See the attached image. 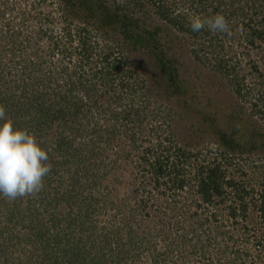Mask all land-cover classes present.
I'll return each instance as SVG.
<instances>
[{"label": "trees", "instance_id": "trees-1", "mask_svg": "<svg viewBox=\"0 0 264 264\" xmlns=\"http://www.w3.org/2000/svg\"><path fill=\"white\" fill-rule=\"evenodd\" d=\"M59 1L67 11L70 13L75 12L76 16L82 17V15H78L80 12L79 6H85L86 2L81 0ZM97 1V3H93V6L100 7V10L104 13L101 12L100 15L98 11L97 14H90L91 11L86 5L85 7L88 10L85 11V15L87 18L80 19V21L85 28L93 27L106 37L116 40L121 38V43L120 40L118 42L120 46L122 45L121 49L124 52L122 55L123 61L121 57H117V54L108 52L102 56L99 55L97 67L92 68L90 62L93 49L89 44L90 36L84 34V41L82 37H78V46L75 44L77 47L62 50L55 43L47 47L46 51L50 52V58L59 56L58 63L62 64L60 69L52 65L53 63H46L47 60L43 57L44 52L40 53V50H38L39 52H32L37 54L35 61L26 59L21 62L25 81L23 80L17 88L25 95L23 100L19 97L17 100L12 101L10 97H1L0 94V105H3L5 110H9V112H6V117L12 120L15 129H26L33 134L37 131L43 132V129L39 127L44 126L46 130L41 134L46 136L50 134L47 131L52 125L55 124L56 127L59 124L64 127L63 129L55 128L54 132L49 135V138L52 139L50 142L51 147L46 148L44 143H38L45 150L48 149L46 152L49 156L48 162L52 165L51 172L54 175L56 174L59 179L66 176V170H68L66 166L70 161L69 157L73 156L75 158L77 155H74V152L81 153L80 150L74 151L73 149L75 134L71 131V128L83 117L94 116L96 128L92 130V133H96L97 143L93 145L95 144L93 142L90 145L99 152V156L105 154L106 150L103 145L107 142L105 139L106 134L107 132L116 131L102 126L103 122L107 123L106 119H103L105 114L108 115L107 117H111L112 115L109 114L113 113L110 110L112 106L110 105L109 94L113 96L116 89H119L125 92L128 91L133 99V93L136 92V85L129 82L123 83L122 78L125 71H122L121 74L118 71L122 65L128 64L131 53H141L147 50L152 53L153 48L160 49L159 34L161 27L157 16L162 17L164 21L169 20L170 24L177 28L178 26L175 23H171L172 18L168 11L173 10L178 4L182 5L183 0ZM195 1L201 3L203 0H193L192 2ZM208 1L210 0H205L204 5ZM211 1L212 5H209L210 11L207 14L212 12L211 15L213 16L217 13L224 15L229 23L231 35L227 36L224 33L211 34V40L207 41L204 46H206L214 61H212V58L207 59V61L216 70L226 72V69H231L228 62L222 59L223 53H226L223 52V45L227 43L226 38L232 41V45L235 40L237 41L240 51L243 50L242 56L246 49H256L258 46L264 48V0H244L241 6L235 9L232 6L236 5V0ZM171 4L175 6L173 9ZM77 6L78 9H76ZM107 8L113 15H105ZM177 29L182 33L187 32V29L182 27ZM236 30L238 33H236ZM190 31L192 30L190 29ZM84 32L89 33L90 31L85 29ZM197 33L192 31L190 33L191 37L197 39ZM204 34L209 33L205 32ZM66 38L68 43L72 45L73 39H71V36L68 35ZM228 44L231 45L230 41ZM1 59L2 56H0ZM158 61L163 69L168 68L161 57L158 58ZM10 62L12 60L7 59L6 63ZM86 66H88V69H86ZM251 71L254 72L258 85L262 84L264 82V54H261L260 59L251 63ZM4 74L7 73L4 72ZM8 75L10 74L8 73ZM119 75L120 82H117ZM234 81H236L234 82V89L238 96L237 99L246 102V95L243 94L244 86L238 82L239 80ZM161 82L157 85L158 88L165 89L168 93L170 91L174 92L173 90L178 86L175 74L170 75L167 80ZM249 92L250 89L247 93L250 96ZM74 93H76V96L78 94H82V96L75 97L73 96ZM257 96L262 97H257L258 101L264 98L263 92ZM239 106L241 105H237V107L235 105L234 109ZM31 109L34 111L32 112ZM22 110L24 112L20 113ZM241 111L240 109L238 111L234 110L240 116L242 115ZM257 112L258 117L261 118L264 124V111L260 109ZM122 115L126 118L132 117V110H128ZM241 120L246 119L242 118ZM165 121L162 123H165ZM236 122L241 123V121ZM244 127H249V131L244 133V129L239 130L238 128V131H236V128L233 127V133L224 135L226 140L223 141V144L231 151L228 154L233 155L244 151L249 153L254 149H264V125L261 128L253 121L245 123ZM96 130H98V133L95 132ZM99 133H104V136H100ZM156 138L159 141L152 148L146 147L143 149L141 163H138L139 166L141 165L140 176L148 182L152 181L154 183L150 192L159 189V192L161 191L159 195L165 197V201L161 203L163 208H160V204H158L157 209L159 208V210L154 216L147 212L149 205L147 197L144 200V196L150 194V192L146 188L143 189V192L139 191L140 195L138 196L141 200L137 209L132 207L127 212L131 213V219H125L124 217L119 219L118 214L115 212L118 210L120 214L122 213L126 200L118 209L117 205L114 204L115 195H111V198L108 199L104 193L102 194V190L96 188V185H94L95 189L89 185H84L80 181L77 172L73 171L70 174L68 170L69 179L57 185L58 193L51 197V204H49L52 210L46 212V214H51L53 217L41 216L42 219L36 218V215L37 217L40 215L39 208L44 207L46 203L32 201L33 196L18 198L11 202L0 196V207L6 209L8 216L4 215L2 217L0 215V259L4 262L3 264H13L15 260V264H23L26 261L28 264H33L35 262L34 256L33 259L27 257L23 262L18 258L15 259L17 253L25 247L24 244L31 242H28V234H33L44 245V237L46 235L49 237V233L59 222L66 224V230H63L64 233L59 237L60 242L65 240L70 242L76 237L82 240L81 234H78L79 231H77L80 229H89L93 232L101 246L92 255L89 252V255L92 256L91 264H105L106 258L111 264H120L124 260L146 261L145 256L148 255L146 252L149 253V250L150 252L155 251V255L151 260L152 264H181L183 259L185 260L183 264H187L188 260L197 254L200 259H205L212 248L216 254L218 264H236L235 260L239 258L241 253L239 254L238 247L231 248L232 246L229 245L238 246L241 243H249L250 238H255L256 223H253V217L249 216V210L257 212L260 216L259 219L264 222V194L261 192L254 195L246 189L242 182L234 177H228L229 168L226 164L229 163H226V160L223 162L215 154L210 158L198 157L197 153L192 154L185 147H181L169 130H167L166 135L164 134V138L158 136ZM50 158L53 159L51 160L52 163ZM62 158L63 161H61ZM80 160L83 162L86 157L80 156ZM163 186L166 190L168 189V195L171 197L166 196L165 193L162 194L164 189L161 190V187ZM186 188L189 189V196L185 200L182 199L181 202L189 203L193 207L188 210L179 205L180 198H182L181 193ZM118 191L121 193L120 190ZM171 198L174 201L170 200ZM25 199L28 201L23 202ZM23 203L25 206H23ZM218 209H224L222 215H219L221 213L216 211ZM25 212L28 215H33L36 219L21 218L19 228L10 230L13 215L22 216L26 214ZM59 215L61 219L58 217ZM137 215H139L138 222L135 221ZM42 220H45L46 234L39 233L40 230L37 228ZM28 223L34 224L28 225ZM238 223L241 224L244 237L237 230L232 231L233 226ZM222 224L225 226L223 227ZM13 225L16 226L17 224L13 222ZM71 229H73L75 235H72ZM199 239H205V242H198ZM154 243L162 244L164 246L162 248L167 249L162 253H158L157 245ZM141 244H144L143 248ZM258 244H260V241ZM45 245L48 246V244ZM129 245L131 247L127 248ZM114 247L116 249H113ZM106 248L111 253L108 256L105 255ZM43 249L47 250L49 247L42 246L41 250ZM67 250L60 251L57 255V257L62 255L59 262L54 260L53 263L75 264L72 263L74 261L66 259L68 256ZM72 252L77 255L76 260L79 264H86L88 258L84 254L87 255L88 251L84 250L80 243H75ZM173 256H175L176 261H172ZM41 257L42 260L37 261L35 264H52L50 257ZM233 259L234 261H232ZM242 264H245L244 261H242Z\"/></svg>", "mask_w": 264, "mask_h": 264}, {"label": "rangeland", "instance_id": "rangeland-1", "mask_svg": "<svg viewBox=\"0 0 264 264\" xmlns=\"http://www.w3.org/2000/svg\"><path fill=\"white\" fill-rule=\"evenodd\" d=\"M81 1L86 2L89 11H91L90 14H97L99 11L101 15L102 11L100 7L93 6V3L98 2L97 0ZM192 1L183 0L182 5L178 4L177 7L171 4V8H175L168 11L172 18L171 23H175L179 28L187 29L186 33L183 32V34L177 29L178 27L172 26L169 20L164 21L162 17L157 16L161 27L159 34L161 50L153 48L152 53L149 50L141 53H131L128 64L122 65L118 71L119 74L125 71L122 78L123 83L129 82L136 85V92L133 93V99L128 91L125 92L119 89H116L113 96L109 94L112 109L109 107L113 113L109 114L112 115L111 117H107L108 115L105 114L103 119H106L107 123L103 122L102 126L116 131L105 133V139L107 140L103 145L106 150L105 154L99 156V152L90 145L93 142L95 143L93 145L97 143V137L95 138L96 133H92V130L96 128L93 115L83 117L81 121L78 120L75 126L71 128V131L75 134V138H73L74 148H72L74 151L80 150L81 153L78 152L77 154L72 150L74 155L77 156L75 158L73 156L69 157L70 161L66 166L69 173L71 174L73 171L77 172L80 181L84 185H89L93 189H95L94 185H96V188L100 191L102 190V194L104 193L108 199L111 198V195H115L114 204L117 205L118 209L126 200L122 213L120 214L118 210L115 212L118 214L119 219L122 217L125 219L130 218L131 213L127 212L132 207L137 209L141 200L140 196H138L140 195L139 191L143 192V189L146 188L150 192V189L153 187L154 183L152 181L148 182L140 176L139 170L141 165L139 166L138 163H141L143 149L146 147L152 148L156 145L159 141L156 136L164 138L167 130L175 136L176 141L181 147H185L192 154L197 153L198 157L205 156L208 158L215 154L223 162L226 160L225 162L229 163L226 164L229 168L228 177H234L236 180L242 182L246 189L254 195L261 192L264 194V149H254L249 153L244 151L242 152L243 154L238 152L237 154L230 155L228 153L231 151L223 144V141L226 140L224 135L233 133V127L236 128V131H238V128L239 130L244 129L245 133L250 129L249 127H244L245 123L254 121L261 128L264 125L261 118L258 117L257 112L260 109L264 111V98L260 99L261 101L257 100V97H261L257 96L258 94L260 95L263 92L264 96V82L258 85V80L254 72L252 73L251 71V63L260 59L261 54H264V48L256 44L259 48L246 49L242 56L243 50L240 51L237 41L235 40V43L232 45V41L226 38L225 41L227 43L223 45V52L226 53H223L222 59L228 62L231 69H226V72L216 70L208 64L207 59L212 58V61L214 60L206 46H204L207 41L211 40L212 33L205 27L197 33V39H193L190 34L192 32L190 31V19L193 15H198L202 19L213 16L211 15L212 12L207 14L210 11L209 5H212V1H208L206 5H204L205 0L201 3ZM243 1L236 0V5L234 4L232 8L235 9L241 6ZM85 6H79L80 12L78 15H82L80 18L76 16L75 12L70 13L67 11L59 0H0L1 97H10L12 101L17 100L19 97L22 100L25 98V95L21 93L22 91L20 92L17 88L22 84L23 80L25 81L21 62L26 59H33L35 61L37 54H33V51L39 52L38 50H40V53L44 52L43 57L46 58V63H53L52 65L60 69L62 64L58 63L59 56L50 58V52L46 51L47 47L55 43L62 50L71 49L75 44L78 46V37H82L83 41L85 40L84 34L90 36L89 44L93 49L91 51L92 60L90 62L92 68L97 67L99 55L102 56L108 52L117 54V57H121L123 61L122 55L124 52L121 49L122 45L120 46L121 38L117 40L109 38L93 27H90V29L83 26L80 19L86 17L85 11L88 8ZM76 9H78V6ZM106 14L107 16L113 15L108 8L105 10ZM85 29L90 32H84ZM237 30L236 33H238ZM205 32L209 34L206 35L204 34ZM68 35L73 39L72 45L68 43V39L66 38ZM119 40L120 43L118 42ZM229 41L231 45L228 44ZM234 45H236V48L231 47ZM159 57H161L168 68L163 69L158 61ZM9 58L12 62L6 63ZM86 67L88 69V66ZM4 72L7 74H4ZM172 74L176 75L178 81V86L173 90L174 92L170 91L168 93L167 90L158 88L157 85L161 81L167 80ZM234 80H239L238 82L244 86L243 94L246 95V102L237 99L238 96L234 89V82L236 81ZM117 82H120V75L117 77ZM248 89H250V96L247 94ZM73 96L81 97L82 94L76 96V93H74ZM132 100L133 102H131ZM235 105L236 107L237 105L241 106L234 109ZM239 109L240 111L243 110L241 111V116L238 112H234V110L238 111ZM128 110H132L133 116L126 118L122 114ZM31 111L33 112L34 110L31 109ZM6 112H9V110H6ZM23 112L24 110L20 113ZM242 118L246 120L242 121ZM164 120H166L165 123H162ZM236 121H241V123ZM57 127L59 129L64 128L59 124L55 127L54 124L50 129L48 128L47 133L52 134ZM39 128L43 129V132H33L37 142L44 143L46 148L51 147L50 142L52 139L49 138L50 134L46 135L47 138L41 134L44 133L46 127L40 126ZM98 130L95 132L98 133ZM99 135L104 136V133H99ZM154 135L156 136L154 137ZM94 138L95 140L92 141ZM43 149L45 150V148ZM221 154L224 155L222 156ZM80 156H85L86 160L81 162ZM51 160L53 159L50 158V162L52 163ZM61 161H63V158ZM68 170H66V176L63 178L59 179L52 172L44 178L42 191L32 197V201L46 203L44 207L39 208L40 215L39 217L36 215L37 219H42L41 216L53 217V215L46 214V212L52 210L49 204H51V197L58 193L57 185L69 179L70 174H67ZM188 188L181 193L182 198H180L179 203V205H182V208L184 207L187 210L193 207L189 203H182L181 200H185L189 196ZM161 190H163L162 194L165 193L166 196L171 197L168 195V189L166 190L164 186L161 187ZM84 192L86 193V191ZM159 193H161L159 189H154L152 193L150 192V194L144 196V200L147 197L149 205L147 212L152 216L158 212V204H160V208H163V204L161 203L165 201V197H161ZM29 197L31 196L25 198ZM170 200H173V198ZM27 201L25 199L23 202ZM23 206H25L24 203ZM164 206L166 207L165 203ZM216 211L221 213L219 215H222L224 209ZM0 215L8 217L5 208L0 207ZM13 216L12 221L17 225L14 226L13 222L10 223V230L19 228L21 218L28 219L30 217L36 219L33 215H28L27 213L22 216ZM249 216L253 217V223H256L255 238H250L249 243L229 246H232L231 248L238 247L239 254L241 253L239 258L235 260L236 264H242V261L245 264H264V222L259 219L260 216L257 212L249 210ZM58 217L61 219L60 215ZM138 219L139 215H137L135 221L138 222ZM44 222L45 220H42V223H39L37 228L40 230L39 233L43 232L46 234L47 230ZM31 224L34 223H28V225ZM65 226L66 224L63 222H59L55 227L53 226L54 228L49 233V237L47 235V238L44 237V245L33 234H28V242H31L29 244L25 243V247L20 251L17 249L19 253H17L15 259L18 258V260L23 262L27 257L33 259L34 256L35 262L33 264H35L37 261L42 260L41 256H44V258L50 257L49 259L54 264L53 261L57 260L59 262V258L62 256L57 257L58 253L64 251V249H68L66 259L74 261L72 263L79 264L78 260H76L77 255L72 252L75 243L78 242L84 250L88 251L87 255L84 254L88 258L86 264H91L92 253L101 246L99 240L89 229H80L77 231H79L78 234H81L82 240L76 237L70 242L67 240L60 242L59 237L64 233L63 230H66ZM220 227L222 228L221 225ZM235 230L244 237L241 231V224H235L232 231ZM70 231H72V235H75L73 229ZM203 241L205 242V239H199L198 242ZM259 241L260 244H258ZM45 244H48V246ZM154 244L157 245L158 253H162L167 249L162 248L164 247L162 244ZM205 245L207 244L205 243ZM42 246L49 247V249L41 250ZM130 247L129 245L127 248ZM141 247L143 248L144 244H141ZM113 249H116V247ZM113 249L110 248V250L115 252ZM89 252L91 255H89ZM110 254L107 249L105 255L108 256ZM146 254H148L145 256L146 261L137 260L135 262L124 260L120 264H152L151 260L153 255H155V251L150 252L149 250V253L146 252ZM216 258V254L212 248L210 249V253L208 252L205 256V259H200L197 254L192 256L187 264H218ZM172 261H176L175 256L172 257ZM3 263L0 259V264ZM15 263L16 260L13 264ZM183 263H185L184 259L181 264ZM23 264H28V262L26 261ZM105 264H111L107 258Z\"/></svg>", "mask_w": 264, "mask_h": 264}, {"label": "clouds", "instance_id": "clouds-1", "mask_svg": "<svg viewBox=\"0 0 264 264\" xmlns=\"http://www.w3.org/2000/svg\"><path fill=\"white\" fill-rule=\"evenodd\" d=\"M190 27L193 32L207 27L212 34L231 35L229 23L220 13L206 19L193 15ZM0 121V196L9 202L35 196L42 191L44 178L52 170L49 156L33 134L13 127L3 105Z\"/></svg>", "mask_w": 264, "mask_h": 264}]
</instances>
